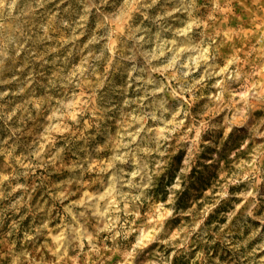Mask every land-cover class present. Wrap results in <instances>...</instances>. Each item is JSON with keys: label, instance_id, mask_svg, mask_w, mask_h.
Returning a JSON list of instances; mask_svg holds the SVG:
<instances>
[{"label": "clouds", "instance_id": "obj_1", "mask_svg": "<svg viewBox=\"0 0 264 264\" xmlns=\"http://www.w3.org/2000/svg\"><path fill=\"white\" fill-rule=\"evenodd\" d=\"M0 264H264V0H0Z\"/></svg>", "mask_w": 264, "mask_h": 264}]
</instances>
